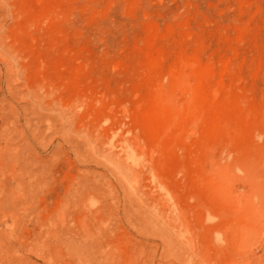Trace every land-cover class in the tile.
Here are the masks:
<instances>
[{"label": "rangeland", "instance_id": "rangeland-1", "mask_svg": "<svg viewBox=\"0 0 264 264\" xmlns=\"http://www.w3.org/2000/svg\"><path fill=\"white\" fill-rule=\"evenodd\" d=\"M0 264H264V0H0Z\"/></svg>", "mask_w": 264, "mask_h": 264}, {"label": "bare ground", "instance_id": "bare-ground-1", "mask_svg": "<svg viewBox=\"0 0 264 264\" xmlns=\"http://www.w3.org/2000/svg\"><path fill=\"white\" fill-rule=\"evenodd\" d=\"M152 79V78H151ZM169 119V118H168ZM167 121V120H166ZM176 121V120H175ZM173 125V124H172ZM166 136V135H165Z\"/></svg>", "mask_w": 264, "mask_h": 264}]
</instances>
